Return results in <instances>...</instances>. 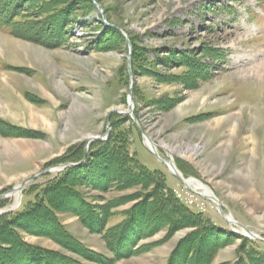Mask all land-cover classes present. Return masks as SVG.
<instances>
[{"label": "rangeland", "instance_id": "rangeland-1", "mask_svg": "<svg viewBox=\"0 0 264 264\" xmlns=\"http://www.w3.org/2000/svg\"><path fill=\"white\" fill-rule=\"evenodd\" d=\"M20 1L23 10L17 21L30 25L21 24L16 34L0 29V209L18 201L16 190L2 196L14 186L70 160L67 155L77 143L99 138L115 124L128 131L130 148L143 164L160 170L169 186L179 187L180 180L147 146L139 124L162 157L171 154L183 165L185 177L219 197L233 225L212 202L204 212L207 218L246 235L232 222L237 220L264 237V0H96L104 14L89 0ZM104 15L131 41L132 86L129 45ZM52 37L63 42L52 46L47 41ZM200 61L205 70L197 65ZM131 96L134 115L126 113ZM38 118L45 123H37ZM187 148L196 154L186 158L175 152ZM106 169L108 182H114L107 193L82 173L75 174L79 193L93 203L82 210L83 218L69 212L82 206L79 198H56L66 210L57 215L68 230L102 259L115 257L100 232L102 215L94 210L105 204L100 196L121 201L114 208L113 225L144 194L134 181L120 188L114 164ZM45 176L35 183L44 182ZM188 187L205 194L203 188ZM140 193L136 200L130 198ZM157 209L155 204L139 205L133 219L129 213L132 229L146 233L137 245L152 244L149 249L111 264H168L172 257V264H207L205 256L210 255L213 264H238L242 239L216 246L192 237L190 224L177 223L171 230ZM38 220L27 227L16 224L10 235L0 232L2 242L17 241L14 252H0V264H44L39 255L48 260L45 264H59L62 255L97 264L82 256V245L49 217L40 215ZM252 240L264 251V240ZM192 248L196 258L187 259L186 250Z\"/></svg>", "mask_w": 264, "mask_h": 264}, {"label": "trees", "instance_id": "trees-1", "mask_svg": "<svg viewBox=\"0 0 264 264\" xmlns=\"http://www.w3.org/2000/svg\"><path fill=\"white\" fill-rule=\"evenodd\" d=\"M17 1L18 0H0V29L7 30L11 32V34H16L17 27L21 26V24H23L25 27L30 25L29 23L17 21L19 15H21V10H23L21 1ZM89 2L94 8H96L92 0H89ZM27 3L29 4V0ZM116 31L121 34L119 30L116 29ZM37 32H39V30ZM33 38L39 40L37 37ZM48 39V43H51L52 46H58L63 42V40H57L56 37ZM197 65L201 66L203 70H205L207 67L205 63L201 61L198 62ZM201 67L199 71L202 73ZM203 73L209 74V72ZM127 83H129L128 80ZM115 126L114 128L112 127L110 136L107 140L95 142L90 146L86 160L80 165L66 167L64 170L57 172L56 174H48L46 175L48 178L44 182L35 183L36 181H34L29 184L31 185L27 186L28 188L30 187L29 194L26 197V187L24 190L21 206L12 212L0 214V232L4 231L3 233H8L10 235V233L12 234L15 231L13 229L15 226L19 225V227H27L31 222L33 223L39 221L38 218L40 215L41 217L47 216L55 223L56 227H58L60 231L66 234V236H71V238L82 245L80 246L83 251L81 254L82 256H85L86 259L97 264H111L114 259L127 257L133 253H142L145 251V249H149L148 247L152 245H137L138 239L143 238L146 233L140 235V229L136 232L134 229H132V220L129 217V213L132 214L133 219L132 211H135V206L141 205L144 208L150 204H155L158 206L156 212L162 213L165 217H167V220H169L167 224L170 223L169 226L171 230L173 229L172 226H175L177 223L187 225L190 224L192 227H194V230L191 232L192 237L198 235L204 241L209 239L208 241L211 242V244L215 243L216 246H224L230 242V240H234L233 238H240L242 239V244L239 247L238 264H264V251L255 245L256 241L237 234L232 230L220 228L211 219L207 218L205 214L196 212L185 205L176 196L173 188L169 186L160 170H153L149 168L147 165L143 164L137 156H135V154L132 152V149L130 148L128 131L123 128V126H117L116 124ZM85 145V141L77 143L73 151L67 155L70 160L67 159L55 164L57 165L82 161L85 155ZM110 164H112V166L114 164L116 171L120 172L119 177L114 178L116 184L119 183L120 188H122V186L127 187L125 186L127 185L126 183L129 182L128 184H132L130 181H134V184H141L144 194L140 193L130 195V198L135 197V200L137 199V195L141 196L142 194L143 196H141L142 199L136 203V205H132L131 209L126 210L125 212L123 211L126 215L124 220L113 225H110V220L116 215L114 208L118 207L121 201H119V198L116 199L103 195L100 196L101 198L105 199V204H99L97 208L100 209L95 208L94 210H97L102 215V219L100 221L102 225L100 232L102 233L103 238L106 240L107 246L113 252V256L115 257L112 258L104 256L102 259L100 254L89 249L84 243L76 239V237L68 230L67 226L62 222L60 216L57 215L59 214L58 212L66 210L63 209V207L57 205L56 198L60 199L66 196L71 197L73 200V197L79 198L81 203L80 205L82 206H80V208L76 207L75 209L71 208L69 212L71 211L79 215L80 218H83L85 215V210H87L89 206H92L93 203L91 199L88 200L86 196H81V192L79 193L78 187L76 186L77 178H75V174L82 173V178L85 177L84 180H88L91 183L93 180L95 186L98 185V188H101L103 193H107V191L112 187L111 184L114 183L113 180L108 182L111 176L106 174L108 172V169L106 168L110 166ZM177 165L183 174L186 175L185 171L183 170V165L180 164L179 160H177ZM88 167H90V171L87 170ZM121 172H125V174H122ZM96 173L97 175H95ZM113 177H115V175ZM124 180L126 181L124 182ZM92 214L94 213L92 212ZM87 226H91V224H88ZM16 243V240H9V243H5L0 240V252H14ZM42 252L45 253V251ZM177 253L178 250L176 249L174 254ZM196 255L197 252L195 251V248L186 250L187 259L188 257L195 259ZM211 256L212 255H210L209 259H207L205 256L207 264H213V258H211ZM36 257L38 258L37 260L44 262V264L48 261L44 255H39ZM58 259L59 264H83V261H79L76 258L65 257L64 255ZM173 259L174 258L172 257L168 264H172ZM175 259H177V257ZM24 264H29V261ZM183 264H189V260H184Z\"/></svg>", "mask_w": 264, "mask_h": 264}, {"label": "water", "instance_id": "water-1", "mask_svg": "<svg viewBox=\"0 0 264 264\" xmlns=\"http://www.w3.org/2000/svg\"><path fill=\"white\" fill-rule=\"evenodd\" d=\"M93 2L96 4V6H97V8L100 10V12L102 13V14H104V10H103V8H102V6H101V4L100 3H98L96 0H93ZM104 19H105V22H106V24H108L109 26L110 25H112L113 27H115L117 30H119L120 32H121V34L126 38V40H127V43H128V45H129V48H130V53H129V56H128V67H129V74H130V84H131V86L133 85V83H134V75H133V71H132V65H131V59H132V55H133V48H132V45H131V41H130V39H129V37H128V35L126 34V32L121 28V27H118V26H116L115 24H111L110 22H108V20H107V18H106V16L104 15ZM131 89H132V87H131ZM130 92H132V91H130ZM115 111V110H114ZM113 111V112H114ZM115 112H117V113H122V112H120V111H115ZM126 113H129V114H132V115H134V103H133V98H132V96H131V98H130V100H129V102H128V111L126 112ZM135 121L137 122V120L135 119ZM138 127L141 129V132H142V134H143V136L144 137H148V139H150L151 141L149 142V144H148V146L150 147V149L152 150V152H154L157 156H158V158L162 161V162H164V164L166 165V166H168L167 164L171 161V160H168V159H166V158H163L160 154H159V152L155 149V147H154V141L152 140V138L149 136V134L145 131V130H143L142 128H141V126L138 124ZM109 132H110V129H107V132L103 135V136H101V137H99V138H97V137H92V138H89V139H87L86 140V148H85V155H84V158H83V160L81 161V162H77V163H74V162H72V163H68V164H66L65 166H77V165H80L83 161H85L86 160V158H87V155H88V149H89V147H90V144L92 143V142H95V141H101V140H104V139H106V137L109 135ZM170 157V156H169ZM171 164V163H170ZM173 164V166H174V168L175 169H173V170H171L169 167V170H170V172L171 173H173V174H175L186 186H188V183H187V180H188V178H186L183 174H182V172L179 170V168L177 167V165L176 164H174V163H172ZM57 166H59V165H57ZM53 170V167L52 168H46V169H44V170H42L41 172H39V173H37V174H34L33 176H31V177H28L27 179H25L24 181H22L21 183H19L17 186H14L13 188H12V190H10L8 193H11V192H13V191H15L16 189H19V191L21 192L22 190H23V188L25 187V185L27 184V183H29V182H31V181H33V180H35L37 177H39V176H42V175H44L45 173H48V172H50V171H52ZM8 193L7 194H5V195H2L3 197H6L7 195H8ZM1 196V197H2ZM217 205H218V207H219V209H220V212L222 213V203H221V201H220V199L217 197V195L216 194H214L213 193V195L212 196H209ZM3 212H5V210H0V213H3ZM225 216V215H224ZM226 217V216H225ZM227 218V217H226ZM235 224L237 225V226H239L242 230H244L246 233V235H244V236H247V237H251V238H255V239H261V240H264V237H262V236H259L258 234H256L253 230H251L247 225H245V224H243V223H241V222H239V221H235Z\"/></svg>", "mask_w": 264, "mask_h": 264}, {"label": "bare ground", "instance_id": "bare-ground-1", "mask_svg": "<svg viewBox=\"0 0 264 264\" xmlns=\"http://www.w3.org/2000/svg\"><path fill=\"white\" fill-rule=\"evenodd\" d=\"M33 115V112L31 111L30 112V119L31 120H33L34 121V119L31 117ZM39 116H41V115H39ZM27 117H28V115H27ZM43 121V123H45V121L43 120V119H41V118H38V119H36L35 121L37 122V123H39V122H42ZM32 121V122H33ZM148 138V137H147ZM149 140V142L151 141L150 139H148ZM154 147H155V149H156V144L154 143ZM176 148V147H175ZM177 149V148H176ZM157 150V149H156ZM158 151V150H157ZM197 151V150H196ZM196 151L195 150H193V152H191L190 151V148H187L186 150H182V151H179V150H177V151H175V152H177L180 156H182V157H186V158H189V156H187V154H191V155H195L196 154ZM192 157V156H191ZM174 163V162H173ZM175 164V163H174ZM168 165V167L171 169V170H173V169H175L174 167H173V164H170V163H168L167 164ZM187 183H188V186H196V187H199V188H203V189H205V194L206 195H208V196H212L213 195V193L214 192H212L211 190H209L205 185H203L200 181H198V180H196V179H188L187 180ZM19 189H16V191L14 192L15 194H16V199L18 200V197H19ZM229 220V219H228ZM230 221V220H229ZM232 222H234L235 223V221H232Z\"/></svg>", "mask_w": 264, "mask_h": 264}, {"label": "built area", "instance_id": "built-area-1", "mask_svg": "<svg viewBox=\"0 0 264 264\" xmlns=\"http://www.w3.org/2000/svg\"><path fill=\"white\" fill-rule=\"evenodd\" d=\"M182 191L184 192H178V196L184 199V201L188 205L195 207L201 211L206 210L207 203L201 196L189 190H182Z\"/></svg>", "mask_w": 264, "mask_h": 264}]
</instances>
